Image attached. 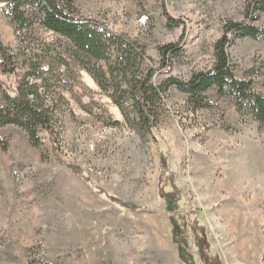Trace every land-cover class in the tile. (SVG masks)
<instances>
[{
	"label": "rangeland",
	"instance_id": "374dc122",
	"mask_svg": "<svg viewBox=\"0 0 264 264\" xmlns=\"http://www.w3.org/2000/svg\"><path fill=\"white\" fill-rule=\"evenodd\" d=\"M257 1L75 5L82 19L141 43L159 85L209 71L228 23L264 31V12H252ZM3 9L0 0V43L15 49ZM36 34L55 41L42 29ZM227 36L234 76L264 96V37ZM179 41L172 66L160 67L159 48ZM71 65L59 90L58 150L45 133L35 149L22 130H0L8 145L0 146V264H264V127L214 87L211 107L195 113L170 88L156 129L144 134ZM18 79L0 70V106Z\"/></svg>",
	"mask_w": 264,
	"mask_h": 264
},
{
	"label": "trees",
	"instance_id": "16d2710c",
	"mask_svg": "<svg viewBox=\"0 0 264 264\" xmlns=\"http://www.w3.org/2000/svg\"><path fill=\"white\" fill-rule=\"evenodd\" d=\"M2 1L3 13L15 28L18 45L11 49L0 43V70L19 79L14 96L2 92L0 130L6 127L22 130L32 148L42 147L41 133L47 135L55 149L60 147L62 123L58 102L65 101L59 90L63 77L73 73L71 62L93 79L119 110L125 124L138 132H154L170 88L185 94L187 105L195 113L211 107L207 93L214 87L218 96L231 98L239 111L249 112L264 127V96L254 90L251 80H238L234 76L227 53L228 32L256 39L264 37L263 30L228 23L213 45L209 71L194 73L187 82L170 77L156 85V71L149 66L144 46L82 19L75 0ZM254 11L264 12V0L253 5ZM38 29L52 34L55 41L40 39ZM181 41L159 48L160 67L172 66V60L180 54ZM0 146L3 151L8 147L3 142Z\"/></svg>",
	"mask_w": 264,
	"mask_h": 264
}]
</instances>
